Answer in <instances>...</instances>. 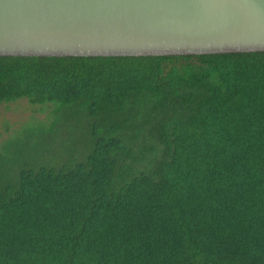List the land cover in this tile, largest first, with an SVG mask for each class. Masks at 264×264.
I'll return each instance as SVG.
<instances>
[{
	"label": "trees",
	"instance_id": "obj_1",
	"mask_svg": "<svg viewBox=\"0 0 264 264\" xmlns=\"http://www.w3.org/2000/svg\"><path fill=\"white\" fill-rule=\"evenodd\" d=\"M19 97L95 129L83 159L0 185V264H264V50L0 55V102Z\"/></svg>",
	"mask_w": 264,
	"mask_h": 264
},
{
	"label": "water",
	"instance_id": "obj_2",
	"mask_svg": "<svg viewBox=\"0 0 264 264\" xmlns=\"http://www.w3.org/2000/svg\"><path fill=\"white\" fill-rule=\"evenodd\" d=\"M264 50V0H0V55Z\"/></svg>",
	"mask_w": 264,
	"mask_h": 264
},
{
	"label": "rangeland",
	"instance_id": "obj_3",
	"mask_svg": "<svg viewBox=\"0 0 264 264\" xmlns=\"http://www.w3.org/2000/svg\"><path fill=\"white\" fill-rule=\"evenodd\" d=\"M94 117L79 102H33L27 97L0 102V185L14 181L25 161L32 163L74 162L90 148ZM132 142V155H149L152 136H125ZM142 162H134L141 168Z\"/></svg>",
	"mask_w": 264,
	"mask_h": 264
}]
</instances>
